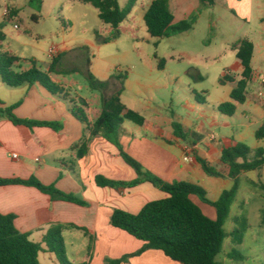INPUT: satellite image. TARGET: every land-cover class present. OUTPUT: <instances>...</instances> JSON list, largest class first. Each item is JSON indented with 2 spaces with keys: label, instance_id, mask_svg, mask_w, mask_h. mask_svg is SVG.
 <instances>
[{
  "label": "crops",
  "instance_id": "obj_1",
  "mask_svg": "<svg viewBox=\"0 0 264 264\" xmlns=\"http://www.w3.org/2000/svg\"><path fill=\"white\" fill-rule=\"evenodd\" d=\"M220 1L234 16L255 31L254 36L246 34L247 36L235 42L233 49L237 53L236 46L243 39L252 41L253 75L249 83L258 85L256 96L252 95V98L256 104L264 107V100L258 94L264 89L261 83V77H264V0ZM6 13L7 11L5 16ZM253 21L257 23L256 27H252ZM57 47L62 53H66ZM51 63H47L46 70H49ZM233 69L238 73V77L232 72L224 74L232 78L228 80L232 84L229 97L244 69L239 59ZM54 73L62 72L58 70L50 75L68 90V99L52 94L38 83L11 87L0 78V106H14V113L20 118L59 122L62 125L61 129L49 126L30 128L14 124L8 118H1L0 176L22 179L36 177L46 185H55L63 192L80 197L86 204L54 200L35 186L7 184L0 186V212L14 214L17 229L28 233L31 240L44 246V250L39 254L42 264H60L56 254L46 249L44 242L48 230L57 224L65 227V248L72 264H106L107 259H120L138 252L145 245L144 241L110 223L114 210L121 209L136 214L146 203L165 198L167 193L150 182L119 188L97 185L96 177L99 175L118 181H132L137 178V173L124 161L114 144L100 134L92 136L91 131L72 112L75 100H85L84 110L89 121L93 123L100 115L102 105L100 108H93L88 99L82 96L75 98L70 92L72 84ZM139 78V88L132 91L133 96L130 97L132 104L128 105L124 101V94H130L132 89L129 85L130 78L126 80L121 99L128 109L142 114L145 122L138 125L126 120L121 124L120 142L123 148L163 180L199 184L206 190L207 195L209 191L214 194L211 200H217L222 192L234 183L229 176V167L221 161L222 151L226 147L245 141L242 132L237 134L229 120L234 117L240 106L249 104L251 94L246 93L244 103L233 101L231 98L227 100L236 104L237 109L233 115L224 114L219 110L218 107L223 102L210 107L188 100L192 112L197 109L206 112L200 114L202 119H196L192 115L186 117L174 111L162 112L153 90L157 86L156 81L144 75ZM148 110L152 111L150 116L145 114ZM175 121L181 124L184 138L175 134ZM206 127L217 130L219 136L210 132L200 134ZM83 143L87 146V152L79 157ZM250 147H264V140L255 136V141ZM15 153L17 158L13 157ZM186 155L189 156L188 160H185ZM198 157L206 159L213 166L216 164L215 167L223 176L208 175L198 162ZM249 172L241 176H246ZM250 181L256 183L253 178ZM193 200L208 216L216 218V210L212 206L200 202L196 197H193ZM121 264L183 263L171 259L161 250L147 249Z\"/></svg>",
  "mask_w": 264,
  "mask_h": 264
},
{
  "label": "rangeland",
  "instance_id": "obj_2",
  "mask_svg": "<svg viewBox=\"0 0 264 264\" xmlns=\"http://www.w3.org/2000/svg\"><path fill=\"white\" fill-rule=\"evenodd\" d=\"M152 1L137 0L121 24L117 38L104 43L101 38L111 37V30L92 4L80 0H43L39 7L32 5L30 0H0V30L5 35L0 48L21 58V67L16 70L25 71L35 64L46 71L47 63L53 61L48 54L50 47L59 46L66 53L59 50L56 55L64 54L57 66L62 73L54 75L70 82L72 96L88 99L93 108H100L103 94L90 87L88 69L101 80L127 72L132 88L130 94H124L128 105L132 104V91L139 88V77H149L156 81L153 90L162 112L174 111L202 119L200 114H205V110L192 112L187 101L214 107L229 100L232 84L222 79L229 72L238 77L233 69L238 62L233 44L246 34L254 36L255 31L220 0L214 5L203 4L201 0H170L174 22L192 17L196 22L186 32L167 38L154 37L144 21ZM119 2L125 7L129 0ZM256 24L253 21L252 27ZM161 60H164V67L159 66ZM119 87L117 79L111 80L104 89V96L110 97ZM257 89L256 83L248 84L249 104L240 106L229 120L237 134L242 132L243 143L248 146L255 141V130L264 125V107L252 98ZM145 114L150 116L152 111ZM207 132L219 136V132L210 127L200 134ZM251 178L264 183V167L241 176L240 190L224 227L231 234L235 228L243 226V221L236 222V217L244 216L248 222L241 244H235L232 235L225 239L223 251L217 257L224 264H264V194ZM208 196L214 198L211 191ZM234 248L243 259L228 256Z\"/></svg>",
  "mask_w": 264,
  "mask_h": 264
},
{
  "label": "trees",
  "instance_id": "obj_3",
  "mask_svg": "<svg viewBox=\"0 0 264 264\" xmlns=\"http://www.w3.org/2000/svg\"><path fill=\"white\" fill-rule=\"evenodd\" d=\"M43 0H30L32 5L41 6ZM89 3L99 10L101 20L111 27V37L101 38L102 42L108 43L111 38L116 39L120 32L121 24L132 12L137 0H129L123 7L119 0H80ZM203 4L214 5L215 0H201ZM37 19L36 15H33ZM144 21L151 36L167 38L176 33H183L192 29L196 22L195 17L174 22V14L170 8L169 0H153L144 14ZM4 33L0 30V42L4 39ZM99 36V34H98ZM86 48V47H84ZM87 49V48H86ZM236 56L241 61L243 72L237 86L232 90L230 98L233 101L244 103L248 83L253 75L252 57L254 45L252 41L243 39L236 46ZM64 54L54 57L49 70L43 71L34 64L32 68L18 71L21 58L0 48V78L11 87L24 84L38 83L54 95H60L68 99L69 92L60 83L54 81L50 75L58 72L57 66ZM90 65V59L87 60ZM160 67L164 66V60L160 61ZM87 79L90 87L100 91L102 96V109L98 118L91 123L84 110L85 100L74 101L73 114L81 120L91 131L92 136L102 135L114 144L120 151L124 161L137 173V178L132 181H118L108 179L102 175L96 177V183L101 187H135L144 182H150L155 187L167 193V197L150 201L142 209L134 214L121 209H115L111 215L110 223L120 228L135 238L145 242L141 250L136 253L125 255L120 259H107L106 264H121L129 261L134 255H139L147 249H157L165 253L175 261L183 264H224L217 260L223 251L225 239L232 235L235 244H241L244 239V230L248 219L244 216L236 217V222L243 221V226L235 228L231 234L225 230V223L230 215L231 207L240 189L241 175L245 172L260 170L264 167V147L252 149L243 142L226 147L222 151L221 161L229 167V176L234 183L222 192L220 197L211 200L206 190L199 184L188 181L167 182L146 169L144 165L130 155L120 142V126L126 120L138 125L145 122V117L139 112L128 109L122 102L121 95L125 89L128 73H119L109 80H101L88 69ZM117 79L120 87L110 97L104 96V89L111 80ZM232 80L225 75L222 82ZM226 101L219 105V110L227 115L236 112V104ZM8 118L14 124L26 125L30 128L36 126H49L61 129L59 122L39 121L24 119L14 113V106H0V119ZM174 131L178 137H185L181 124L174 122ZM255 136L264 140V125L259 127ZM87 152V146L79 150L78 156L82 157ZM198 162L204 171L215 177H222L223 173L206 159L198 157ZM7 184H24L35 186L44 193L49 194L52 199L65 200L84 205L86 202L80 197L63 192L55 185H46L36 177L30 179L5 178L0 176V186ZM264 194V183L260 180L254 183ZM196 197L200 202L212 206L216 210V218L208 216L194 200ZM64 226L57 224L52 226L44 237L46 249L58 257L60 264H72L68 259L63 237ZM44 246L30 239L28 233L19 231L15 225L14 214H3L0 212V264H42L39 254ZM230 258L243 259L244 256L235 248L228 253Z\"/></svg>",
  "mask_w": 264,
  "mask_h": 264
},
{
  "label": "built area",
  "instance_id": "obj_4",
  "mask_svg": "<svg viewBox=\"0 0 264 264\" xmlns=\"http://www.w3.org/2000/svg\"><path fill=\"white\" fill-rule=\"evenodd\" d=\"M6 14H7V13H6ZM15 27L18 28L19 26L16 24ZM58 53H59V49H58V47H57L56 45H52V46L50 47L49 51H48L49 56L52 57V58L56 57V55H57ZM261 83L264 85V77H261ZM258 94H259V96H260L261 98H263V100H264V89H262L261 91H259ZM13 157H14V158H17L18 155L15 153V154H13ZM188 159H189V156L186 155L185 160H188Z\"/></svg>",
  "mask_w": 264,
  "mask_h": 264
}]
</instances>
